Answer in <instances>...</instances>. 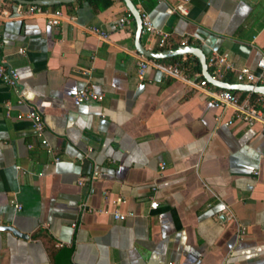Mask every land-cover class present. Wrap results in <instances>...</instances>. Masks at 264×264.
I'll list each match as a JSON object with an SVG mask.
<instances>
[{
  "label": "crops",
  "instance_id": "0c3cea01",
  "mask_svg": "<svg viewBox=\"0 0 264 264\" xmlns=\"http://www.w3.org/2000/svg\"><path fill=\"white\" fill-rule=\"evenodd\" d=\"M96 1L46 7L63 15L50 27L14 18L18 3L0 0V58L23 98L17 104L0 83V226L26 236L0 231V264H55L63 250L72 264H264V127L225 126L229 110L158 69L177 64L191 80L200 76V66L187 70L191 55L149 59L137 88L134 21L118 26L121 0L99 11ZM130 1L168 34L162 50L141 34L144 50L194 46L264 78L255 67L264 60V0H189L185 16L165 13L181 0ZM219 81L235 84L234 72ZM84 87L101 100L74 103ZM30 107L52 155L22 117ZM115 211L132 217L113 220Z\"/></svg>",
  "mask_w": 264,
  "mask_h": 264
},
{
  "label": "built area",
  "instance_id": "2783aa9c",
  "mask_svg": "<svg viewBox=\"0 0 264 264\" xmlns=\"http://www.w3.org/2000/svg\"><path fill=\"white\" fill-rule=\"evenodd\" d=\"M189 0H181V2L166 7V15L177 14L180 16H185L187 14L186 4ZM13 17L17 19L29 18V17H41L46 21V24L50 27H56L63 18L62 13L59 10H47L41 6L37 5H26L16 4L13 8ZM141 21V34H145L147 38L156 39V46L159 50H162L165 42L168 38V34L162 33L160 30L155 29L147 15L143 12H139ZM72 20V19H70ZM2 18H0L1 24ZM133 22V19L129 12L125 11L124 14L117 20L119 27H127ZM85 32L97 36L101 40L107 38L106 34L100 32L95 27H88ZM18 53H22V50H18ZM136 61V87L140 88L145 77V72L151 61L137 54ZM205 64L207 69H210L209 74L215 80H221L224 72H234V80L237 84H250L254 86H264V78L260 74L258 76L254 75L253 72L246 68L241 67L238 69L233 68V65L229 61L226 54L210 53V55L205 58ZM255 67L260 71H264V60H259ZM159 71L165 76L173 79L181 80L182 82L189 83L192 88L204 92L209 98V102L212 107L216 110H229L230 118L226 120L223 124L225 126H230L234 122H239L243 124L246 128L252 129L255 125L259 124L264 127V96L257 95V98L250 102L248 99H239V97L223 89H217L210 87V85L199 75L192 76L190 80L186 75H183L177 64L158 66ZM0 83L7 88L14 89L16 92V103L21 104L23 98L21 92L16 90L19 85V78L16 71L7 65L3 59L0 58ZM210 87V88H209ZM71 98L76 104H83L88 102H99L101 100V95L95 94L90 89L84 87L75 90ZM7 115V111H6ZM28 121L31 132L39 139V144L44 148L45 152L52 155L53 152L49 147L46 139L44 138L45 125L41 114L33 107L28 108L25 114L22 116ZM217 123L219 122L218 117L215 118ZM30 148L31 146H27ZM53 162H58L56 156L53 157ZM164 164L160 163L158 165V171H162ZM253 176H257V172L252 173ZM93 179V178H92ZM78 184L81 185L82 182L79 180ZM156 186H152L150 191L155 192ZM157 206L156 202H151L149 204V209L154 210ZM81 209L87 210L86 206L82 204ZM226 209V207H224ZM15 210L19 211L20 207L15 206ZM88 211V210H87ZM127 216L132 217V214H119L118 212L111 213L113 220L121 221Z\"/></svg>",
  "mask_w": 264,
  "mask_h": 264
},
{
  "label": "water",
  "instance_id": "95a60500",
  "mask_svg": "<svg viewBox=\"0 0 264 264\" xmlns=\"http://www.w3.org/2000/svg\"><path fill=\"white\" fill-rule=\"evenodd\" d=\"M11 1L23 5H37L41 7H49L59 4L71 3L75 0H35V1L11 0ZM121 2L126 8V11L130 13L134 21V26H135L134 49L136 53L152 60H160V59H167V58L183 56V55H191L194 58H196L199 63L200 76L211 86L217 89H223L230 92H242V93L264 96V86H254L250 84H237V83L229 84L226 82L213 79L207 70L204 53L200 49L194 46H179L175 50H167L160 52H151L144 50L139 42L141 36V21H140L139 12L136 10V8L134 7V5L130 0H121ZM0 231L10 232L13 236L21 239L26 238L25 235L19 234V232H17L12 227L0 226ZM55 264H72L70 261V250L61 251L55 260Z\"/></svg>",
  "mask_w": 264,
  "mask_h": 264
},
{
  "label": "trees",
  "instance_id": "16d2710c",
  "mask_svg": "<svg viewBox=\"0 0 264 264\" xmlns=\"http://www.w3.org/2000/svg\"><path fill=\"white\" fill-rule=\"evenodd\" d=\"M111 3H112V0H97L95 3L92 2V5H93L94 9L99 11V10H103V9L108 8L111 5ZM55 7L56 6H53L51 8H55ZM43 8L45 9L46 7H43ZM175 59H178V57L172 58V59H170V61H174ZM194 61H195V66L187 68V70L190 73H192V71L199 72V65H198L196 60H194ZM223 80L225 81V79H223ZM232 93L238 94L239 99H243L245 96H248V100L250 102L254 101L257 98L256 94H246V93H237V92H232Z\"/></svg>",
  "mask_w": 264,
  "mask_h": 264
}]
</instances>
